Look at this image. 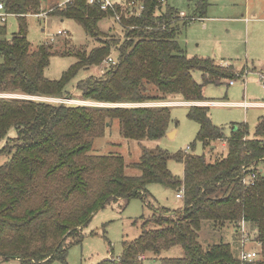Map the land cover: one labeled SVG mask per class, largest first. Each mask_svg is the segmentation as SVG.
Masks as SVG:
<instances>
[{
  "label": "trees",
  "instance_id": "trees-1",
  "mask_svg": "<svg viewBox=\"0 0 264 264\" xmlns=\"http://www.w3.org/2000/svg\"><path fill=\"white\" fill-rule=\"evenodd\" d=\"M126 1L135 2L142 11L136 15L133 6L134 14L123 16V41L105 40L90 52L65 53L78 62L54 81L45 77L54 54L46 45L33 50L28 40V16L43 12V0H0L19 24L18 32L8 38L6 23H0V95L134 105L86 106L0 97V144L6 140L0 156H10L0 165V260L67 264L70 248L82 241L81 231L95 213L116 200L144 198L149 185L160 184L178 192L184 187L183 208L173 214H154L142 225L137 240L124 242L119 258L99 264H143L147 255L158 256L179 245L185 257L163 259L162 264H264V176L259 170L264 162V116L253 138L248 124L235 127L227 138L213 124L208 106H189L188 118L199 125L198 142L205 147L226 142L227 155L214 162L205 156L143 147L140 161L131 165L141 174L129 177L122 156L92 154L95 139L105 136L114 120H119L127 139L159 141L174 122L172 107L146 104L172 96L184 102H211L204 97V86L245 75L232 65L191 58L178 43L182 29L193 23L191 18H207L208 0L197 1L189 20L181 18L171 0ZM49 2L51 15L74 20L92 38H102L99 22L112 16L88 0ZM117 10L122 9L117 6ZM114 51L117 61L101 77L80 81L75 94L67 90L79 71L101 67ZM195 71L203 73L202 84L195 81ZM12 129L16 136L9 138ZM171 160L184 165L182 179L168 168ZM253 172L257 178L248 186L244 179ZM205 220L233 223L236 228L242 222L253 224L260 257L243 262L225 243L205 250L199 243ZM150 223L158 228L149 229Z\"/></svg>",
  "mask_w": 264,
  "mask_h": 264
},
{
  "label": "rangeland",
  "instance_id": "rangeland-1",
  "mask_svg": "<svg viewBox=\"0 0 264 264\" xmlns=\"http://www.w3.org/2000/svg\"><path fill=\"white\" fill-rule=\"evenodd\" d=\"M59 1L63 4L66 0ZM114 1L120 4L126 2V0ZM197 1L171 0L169 3L179 12L191 14L196 9ZM208 2L210 4L208 9H211V12L207 13V17L212 20L209 30L204 31L202 27L204 23L195 21L178 36L179 45L191 58L212 59L221 65L231 63L238 72H242L244 68H249L250 72L247 71L244 77L235 79L233 86L229 85L231 80H222L220 84L204 86L203 94L205 98L211 102H217L216 105H210L209 102L185 103L208 106L213 124L222 128L227 138L231 136L235 127L243 124L249 125L250 137L253 138L259 119L264 116L263 106L251 104L264 102V89L261 85L259 73V71L264 70V27L256 30L255 27L263 23L253 20L247 23L245 20L247 18L255 19L253 15L256 11L258 18L264 14V0H208ZM50 4L49 0H43V12L39 15L28 16V40L31 48L34 50L46 45L54 54L45 70V77L49 80H59L63 73L78 62L74 55H64L65 53L73 50H87L90 52L105 40L112 41L114 39L115 42H122L125 38L126 32L122 22H118L113 16L108 15L99 22V29L104 40L101 41L102 38L90 37L84 28L74 20L51 15L52 5ZM246 8H248V11ZM6 26L7 36L11 38L19 29L17 16L8 17ZM59 31L64 34H59ZM115 51L112 54L114 62L118 58V53ZM109 65L104 63L101 67L79 71L67 86V90L75 94L77 84L80 81L90 77H101ZM202 75L201 71L193 73V77L198 84L203 83ZM156 92L155 89H152L151 93L156 94ZM0 97L28 98L22 95H0ZM41 99L55 103L86 106H134L96 104L83 102L78 98L73 100ZM182 103L184 101L181 97L172 96L165 102L146 104L148 106L172 107L174 122H172L171 128H173V131L169 129L167 136L163 139L159 141L127 139L121 133L119 120H114L107 129L105 136L95 139L92 154L122 156L125 160L126 175L129 177H136L141 174L138 169L131 165L140 161L143 147H160L170 154L184 152L205 156L208 162H214L225 157L227 155V148L223 146L225 141L216 142L210 147H205L197 141L199 125L188 118L189 105ZM175 131H177L176 134L173 133ZM170 133H173V135L170 136ZM15 136L16 130L12 129L9 138ZM5 143L6 140L0 144V147H3ZM193 145L195 149H188ZM8 158L10 156H0V165ZM168 168L176 177L183 178L184 165L182 163L171 160L168 163ZM259 170L262 171L264 176V162L260 163ZM177 193L178 191L160 184H152L148 186V193L144 198L136 197L130 200L113 201L105 209L95 213L89 224L82 229L83 239L70 248L67 264H99L112 257L119 258L123 252L124 242L137 240L143 232L142 225L151 220L154 214L159 211L173 214L183 208V200L177 198ZM157 228L158 226L155 224H149V229ZM256 233V227L251 223H245L244 227L237 229L233 223L220 224L205 220L202 222L199 232V243L205 250L222 243L230 244L233 255L239 259L244 252H257L260 254L261 246L256 241ZM184 257V248L179 245L162 252L158 256L147 255L143 264H162L163 259H182ZM0 264H20V262L18 260H0ZM53 264L66 263L56 261Z\"/></svg>",
  "mask_w": 264,
  "mask_h": 264
},
{
  "label": "built area",
  "instance_id": "built-area-1",
  "mask_svg": "<svg viewBox=\"0 0 264 264\" xmlns=\"http://www.w3.org/2000/svg\"><path fill=\"white\" fill-rule=\"evenodd\" d=\"M72 0H66L64 2L67 3V2H70ZM88 2L90 4H97L101 7V9L105 12H112V16L118 21V22H121L122 21V18L123 16H126V17H129L131 15H133L134 13V10H133V6H135L138 10H136V15H140L141 14V11H142V8L138 7L136 5L135 2L131 1V3H126L125 6H120L117 2H115L114 0H88ZM117 6H120L121 7V12H119L117 10ZM128 10L130 12H128ZM125 13V14H124ZM10 16H13V15H10L8 14L6 11H5V8H4V5L3 4H0V23H7V19L8 17ZM180 16L181 18L183 19H187L189 20L191 17L184 13V12H180ZM192 22H195L196 19L195 18H191L190 19ZM59 34H64L63 32L59 31ZM53 41V40H52ZM116 62H114V59L113 57H109L105 64L106 65H109V64H114ZM222 67H229L228 64H225V65H221ZM244 76H240L239 78H242ZM231 85L235 84V79L234 80H231L230 82ZM261 85H262V88L264 89V74L262 75L261 77ZM16 98H20V97H16ZM25 99H33V100H43V101H47L45 99H41V98H33V97H28V98H25ZM188 149H191V148H188ZM257 178V173L253 172L251 173L250 175H248L245 179H244V183L248 186H253L254 183H255V180ZM177 198L179 199H184V187H182V189L178 192L177 194ZM244 222H242L238 228L240 227H244ZM237 228V229H238ZM245 233V232H243ZM260 257V254L257 253V252H244L242 257L240 258L243 262H253L255 260H257L258 258Z\"/></svg>",
  "mask_w": 264,
  "mask_h": 264
},
{
  "label": "crops",
  "instance_id": "crops-1",
  "mask_svg": "<svg viewBox=\"0 0 264 264\" xmlns=\"http://www.w3.org/2000/svg\"><path fill=\"white\" fill-rule=\"evenodd\" d=\"M126 3H127V1L126 2H124L123 4H120V3H118L119 5H121V6H125L126 5ZM195 8H196V6H195ZM247 9V11H248V8H246ZM196 10V9H195ZM208 12H211V9H208ZM195 13V11L193 12V13H191V14H188L189 16L190 15H193ZM264 14H262L261 16H260V18H258V13H257V11H256V13H254V17H255V19H246L245 21L248 23V22H250V21H258V22H260V23H263V24H259V25H257L256 27H255V29L256 30H260L262 27H264V16H263ZM243 16V15H242ZM211 18H206V19H202V20H197V21H201V23L203 24L204 23V25L202 26L203 27V30L204 31H208L209 30V27H210V23H211V21L212 20H210ZM233 20H236V19H233ZM239 20V19H238ZM196 21V22H197ZM244 21V20H243ZM194 23V22H193ZM206 23V24H205ZM192 24V23H191ZM190 24V25H191ZM189 27V26H188ZM187 27V28H188ZM187 28H184V29H182V31L180 32V34L183 32V31H186V29ZM179 34V35H180ZM221 63V62H220ZM228 65H232L234 68H235V66L233 65V64H231V63H228ZM264 68V67H263ZM236 69V68H235ZM254 69L255 70H257V68H255L254 67ZM244 71H245V74H247V71H249V68H244L243 69ZM250 72V71H249ZM259 73H260V78L262 77V75L264 74V70H261V71H259ZM229 85L230 86H233V85H231L230 83H229ZM205 97V96H204ZM205 103V102H204ZM210 103V105H216V104H218L217 102H209ZM208 103V104H209ZM182 104H185V105H189V106H192L191 105V103H182ZM223 104V103H222ZM225 104H227V103H225ZM251 104H256L257 106H263L264 107V102H260V103H251ZM170 131H173V128H171L170 127ZM173 133H177V131H175V132H173ZM173 133H170V136H172L173 135ZM223 146L224 147H226V142L225 143H223ZM183 173H184V170H183ZM178 194V193H177ZM179 199V198H178Z\"/></svg>",
  "mask_w": 264,
  "mask_h": 264
}]
</instances>
